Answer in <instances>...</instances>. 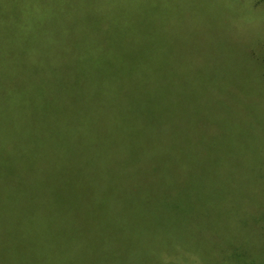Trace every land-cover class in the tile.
<instances>
[{"label": "trees", "instance_id": "trees-1", "mask_svg": "<svg viewBox=\"0 0 264 264\" xmlns=\"http://www.w3.org/2000/svg\"><path fill=\"white\" fill-rule=\"evenodd\" d=\"M45 34L0 18V264H117L113 209L141 207L154 242L190 200L205 99L169 58Z\"/></svg>", "mask_w": 264, "mask_h": 264}, {"label": "rangeland", "instance_id": "rangeland-1", "mask_svg": "<svg viewBox=\"0 0 264 264\" xmlns=\"http://www.w3.org/2000/svg\"><path fill=\"white\" fill-rule=\"evenodd\" d=\"M6 17L27 33L74 34V42L119 50L132 64L141 59L128 50L169 58L177 62L176 83L188 81L205 99L192 130L199 146L192 145L189 162L198 178L188 188L190 200L154 242L143 241L149 220L141 207L113 209L118 221L110 237L125 245L113 256L117 264H264V4L0 0V18ZM177 89L170 94L183 98V87ZM128 245L140 248L126 254Z\"/></svg>", "mask_w": 264, "mask_h": 264}]
</instances>
